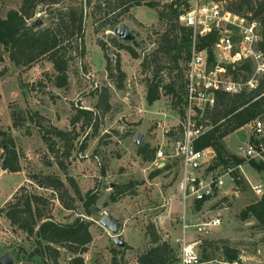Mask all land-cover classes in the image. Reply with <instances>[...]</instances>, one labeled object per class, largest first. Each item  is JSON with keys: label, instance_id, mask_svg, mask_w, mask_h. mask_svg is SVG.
Returning <instances> with one entry per match:
<instances>
[{"label": "rangeland", "instance_id": "obj_1", "mask_svg": "<svg viewBox=\"0 0 264 264\" xmlns=\"http://www.w3.org/2000/svg\"><path fill=\"white\" fill-rule=\"evenodd\" d=\"M89 1L94 4L99 0ZM76 2L81 0H64L65 5ZM163 3L167 2L163 0ZM20 5L21 0H0V17L4 18L9 10L18 9ZM91 12L92 8L85 20V54L71 61L68 87L57 88L51 82L55 70L47 60L23 67L16 66L5 54V60L0 63V129L9 131L14 137L24 171L12 173L2 169V157L7 148L2 146L0 139V210L13 199L22 185L29 191L52 195L50 190L37 188L30 180L25 181V177L28 179L31 173L58 174L66 182L68 176L74 177L83 194L90 190L98 194L99 211L93 217L86 216L81 202L76 203L75 210H68L54 199L53 212L59 221H73L79 215L93 221V241L84 254L86 264H112L113 249L120 251L117 254L119 264H138V257L153 246L147 234L150 223L155 225L162 240L169 241L174 247L177 246L174 239L182 232L184 208L180 167L169 163L170 168L152 177L158 168L152 161L144 160L134 141L137 133L141 132L144 134L143 145H148L150 152L170 145L168 131L181 125L179 110L182 103L178 104V98L168 93L165 86L178 80L179 70L171 71L169 64L163 63L166 68L160 78L163 84L160 88L161 97L150 105L147 101L148 83L153 79L155 65L145 70L142 61L145 55L155 49L160 35L166 29L157 10L145 6L135 7L133 14L137 18L133 14L121 18L136 36L137 43L121 39L114 34L115 29L96 33ZM38 15L44 20L41 27L50 24L47 13L39 12L36 17ZM96 15V18H101L100 13ZM261 22L264 39V19ZM111 37H117L120 43L134 47L140 57L135 58L126 50L115 48ZM99 39L108 44L107 53L113 64L120 55L122 69L126 72L123 89L116 87L118 78L111 79L108 76L107 60L99 46ZM179 63L183 70V78L179 83H182L185 81L186 62L183 59ZM105 89L110 93V109L107 112L105 105L99 104L100 98L103 101L100 96ZM80 108L92 111L91 124L83 125L81 120L73 127L71 120ZM36 112L45 119L37 117ZM13 113L24 119L25 126L22 129L13 126ZM50 125L78 133L73 141L71 157L64 158L68 167L67 175L41 138L42 130L39 127L46 130ZM250 132L251 128L245 126L225 138L229 154L235 155L241 146L247 145ZM224 167L219 166L215 174L223 175ZM238 171L244 181L239 187H232L226 177L225 185L217 195L202 202L189 199L187 206L191 210H187V219L198 223L207 218H221V225L213 234L202 238V242L206 239L213 242L206 251L220 264L228 260L223 252L225 247L239 251V264H264V226L255 217L244 218L242 214L249 205L262 198V195L255 193L253 185L262 184L264 187V170L246 163ZM124 185H129L127 193L118 194L117 200L112 201L111 194ZM225 196L228 202L218 205ZM198 203L201 206L198 207ZM194 206L199 212L202 211L198 216ZM105 215L113 217L120 225L125 249L116 245L111 230L101 225L100 221ZM189 231H193V228ZM35 247V238L13 226L0 211V257L9 252L15 264H48L38 255L31 256ZM71 256L62 248L59 264H68Z\"/></svg>", "mask_w": 264, "mask_h": 264}, {"label": "trees", "instance_id": "obj_2", "mask_svg": "<svg viewBox=\"0 0 264 264\" xmlns=\"http://www.w3.org/2000/svg\"><path fill=\"white\" fill-rule=\"evenodd\" d=\"M103 0L94 4L89 0L64 4V0H22L18 9L8 11L5 18L0 17V63L5 60L7 54L11 62L16 66L31 67L41 60L52 63L55 75L51 82L57 88L69 86L68 71L70 63L75 57L85 54V29L86 16L92 8L91 15L94 19V30L96 33L114 30L123 23L125 15L130 14L134 7H149L156 9L160 21L165 24L166 29L160 35L157 46L149 54L145 55L142 67L147 70L155 65L153 79L148 83L147 101L151 105L161 97L160 78L164 68L163 63H168L171 71L179 70L178 80L167 84L168 93L178 98L177 103H183L182 94L185 90V81L179 83L183 78L180 60H187L192 44V29L179 22V15L189 7L190 0ZM225 8L232 12L263 21L264 0H220ZM92 4L94 7H92ZM45 12L49 16L50 24L46 27L34 28V18L37 13ZM96 13L101 18H96ZM37 18V17H36ZM216 39L214 34L200 39L199 45L204 47ZM112 44L119 50H126L133 57L139 58V53L131 45L120 43L117 37H111ZM99 46L102 48L107 60L106 70L111 79L118 78L116 87L124 88L126 72L122 69L120 55L113 64L107 51L108 44L99 39ZM264 49V41L262 42ZM167 66V65H166ZM118 75V76H117ZM101 94L103 101L99 104L105 105V111L110 109L107 89ZM183 106V105H182ZM180 107L181 116L184 115L183 107ZM40 119L44 117L38 112L35 114ZM13 126L16 129L25 126L24 119L13 113ZM92 111L80 108L73 116L71 124L75 127L82 120V124H91ZM257 118H264V76L255 89L244 90L240 93L230 94L218 92L216 103L208 109L204 115V125L207 129L194 141L198 150L209 147L216 151V161L211 169L219 166H230L249 163L250 165L264 170V161L255 159H243L231 155L227 151L225 138L236 130L250 124ZM45 119V118H44ZM41 138L47 143L50 153L55 157L56 163L66 173L68 167L64 158H69L74 150V140L78 133L71 130L66 131L50 125L43 130L39 127ZM184 131L181 126L173 127L168 131V137L172 139L182 138ZM2 146H6L2 157V169L7 172L18 173L22 171L20 153L16 147L15 139L7 130L0 129ZM156 150L149 151L148 145L139 147V154L144 160L153 161ZM62 152V154H60ZM63 157V159H62ZM48 165L50 162L48 161ZM166 168H170L168 165ZM164 168V169H166ZM161 170L157 169L151 176L158 175ZM237 186L243 184V176L239 171L235 173ZM67 175V173H66ZM27 180L35 184L37 188L50 190L51 196H46L35 191H29L22 185L13 195L7 205L1 208V212L10 223L25 232L29 237H34L36 247L31 256L38 255L48 264H59L61 249L67 250L72 256L68 264H86L84 254L88 252L93 241L91 226L93 221L79 215L73 221H59L55 218L54 199L60 202L64 209L75 210L76 203L81 202L84 208V215L93 217L99 211L97 201L98 194L90 190L83 194L78 182L74 177L68 176L67 182L60 175L53 173H31ZM129 185L119 186L116 192L111 194V200L116 201L117 195L127 193ZM202 202V201H200ZM228 197L225 196L218 203L225 204ZM201 203H198V207ZM243 217H255L261 226H264V195L262 198L249 205L243 212ZM147 234L153 246L138 257V264H179L178 250L169 241L162 240L155 225L150 223L147 226ZM213 245L208 239L201 244L204 259L216 260L207 253V247ZM120 251L113 249L112 264H119L117 254ZM228 262L239 259V251L225 247L223 250ZM94 264H101L95 262Z\"/></svg>", "mask_w": 264, "mask_h": 264}, {"label": "built area", "instance_id": "obj_3", "mask_svg": "<svg viewBox=\"0 0 264 264\" xmlns=\"http://www.w3.org/2000/svg\"><path fill=\"white\" fill-rule=\"evenodd\" d=\"M179 22L192 29V44L185 61L184 115L180 122L184 135L172 139L170 145L161 146L152 162L158 169L166 168L169 163L180 167L184 215L182 232L174 239L179 264H220L218 260L204 259L200 245L202 238L210 237L221 225V218L192 223L187 219V210H191L187 201L199 202L217 195L222 191L226 177L232 187L237 188L234 173L243 169V165L223 166V175L215 174L218 168L211 169V166L214 165L216 151L212 147L198 150L194 141L207 129L203 123L204 115L215 105L218 92L236 94L259 85L264 76L262 22L228 10L220 0H190L188 9L179 15ZM210 34H214L216 39L201 47L200 39ZM247 126L251 128L248 143L241 146L235 155L262 160L264 118H257ZM253 190L257 195H264L262 184L253 185ZM194 211L196 216L202 213L195 206ZM190 228L193 231H189Z\"/></svg>", "mask_w": 264, "mask_h": 264}, {"label": "water", "instance_id": "obj_4", "mask_svg": "<svg viewBox=\"0 0 264 264\" xmlns=\"http://www.w3.org/2000/svg\"><path fill=\"white\" fill-rule=\"evenodd\" d=\"M40 12H42L41 9H40ZM42 25H44V20L40 17V15H38V17L33 23V27L38 28V27H41ZM114 34H116L117 36H119L121 39L125 41H132L133 43H137L136 36L130 30V27L126 23L119 24L115 28ZM143 138H144V134L141 132H138L134 140L135 143L138 145V147L143 146ZM100 223L105 228H108L111 230L113 234L114 243L118 245L121 249H125L126 243L122 240V237L120 234V225L118 224V222L113 217L109 215H105L101 219ZM0 264H15V261L12 255L9 252H6L4 255L0 257Z\"/></svg>", "mask_w": 264, "mask_h": 264}, {"label": "crops", "instance_id": "obj_5", "mask_svg": "<svg viewBox=\"0 0 264 264\" xmlns=\"http://www.w3.org/2000/svg\"><path fill=\"white\" fill-rule=\"evenodd\" d=\"M21 3H22V0H21ZM21 6V5H20ZM134 9H135V7L134 8H132V10L130 11V14H133V11H134ZM7 15V14H6ZM134 15V14H133ZM135 16V15H134ZM6 16H4V18H5ZM136 17V16H135ZM137 18V17H136ZM247 126V125H246ZM245 127V126H244ZM19 129H22V128H19ZM5 171V170H4ZM5 172H7V171H5ZM23 173H24V171H22ZM18 173H21V171L20 172H18ZM27 179H26V177H25V181H26Z\"/></svg>", "mask_w": 264, "mask_h": 264}]
</instances>
